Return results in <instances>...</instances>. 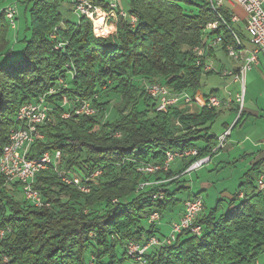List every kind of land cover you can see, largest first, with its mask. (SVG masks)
<instances>
[{"label": "trees", "instance_id": "obj_1", "mask_svg": "<svg viewBox=\"0 0 264 264\" xmlns=\"http://www.w3.org/2000/svg\"><path fill=\"white\" fill-rule=\"evenodd\" d=\"M59 1L22 2L30 22L17 36V47H12L0 13V148L18 107L57 89L47 96L53 110L40 128L44 139L29 156L58 150L61 167L67 158L66 167L101 174L82 193L52 171H42L34 188L47 207H34L23 198L18 182L0 176V264H131L126 245L156 236L150 214L161 217L179 202L184 170L197 157L211 154L217 143L210 134L215 108L157 112L143 84L157 82L194 95L204 74L193 48L213 35L222 33L226 42L231 35L207 0H128L126 11L136 21L118 18L115 33L106 38L95 37L85 17L63 20ZM5 2L0 0V7ZM220 11L229 21L230 13L223 7ZM212 21L217 27L206 30ZM54 29L58 36L51 38ZM58 41L66 42L63 49H54ZM60 78L67 86L58 89ZM107 91L120 97L119 116L102 124L97 117L109 101L101 102L99 94ZM63 95L73 105L76 99L90 100L98 114L62 118ZM190 148L197 155L180 159L177 169L170 166L152 175L137 169L142 163H163L167 151ZM144 181L162 182L140 189ZM242 185L226 210L219 198L200 214L195 221L199 234L184 231L171 244L151 247L145 264H264V193L252 177ZM157 193L162 198L153 197Z\"/></svg>", "mask_w": 264, "mask_h": 264}, {"label": "built area", "instance_id": "obj_2", "mask_svg": "<svg viewBox=\"0 0 264 264\" xmlns=\"http://www.w3.org/2000/svg\"><path fill=\"white\" fill-rule=\"evenodd\" d=\"M25 0H15L14 3H22ZM72 12L77 18L85 17L91 24V32L95 37L106 38L116 31V22L118 18H128L133 24L136 21L134 15L124 10L117 0H108L107 2H94L93 0H67ZM212 11L216 14L218 20L225 26L231 35V41H225L222 33L213 35L208 38L202 45L195 46L193 52L196 58V64L201 65L203 74L214 71V65L211 59H207L206 52L224 44L226 55L234 62L242 58V45L240 37L232 27L234 22L238 21L237 16L230 13L229 21L221 14L220 9L225 4L237 3L245 12L244 28L249 35L251 49L247 51L237 68H223L218 73L223 77H229L233 82L239 83V91L234 95V102L237 104V118L234 123L226 127L223 132L216 136L217 143L211 150V154L197 157L184 170L183 174H189L197 170L203 164L210 161L211 157L224 147L231 129L236 124L242 113L243 95H244V77L245 73L258 61V57L264 58V0H207ZM5 19L8 20L11 27H14L16 20V8L12 3L0 7ZM217 27V22L212 21L206 24V30H213ZM56 29L51 33V38H56ZM66 42L58 41L54 49H63ZM73 75V72L68 71ZM59 88L67 85L59 79ZM143 89L145 95L154 102V109L157 112H165L168 108L174 107L185 113H192V108L197 104L194 95L189 91L180 90L172 91L165 84L152 82L144 83ZM57 89H49L48 92L38 95L31 101L20 105L14 117V124L8 130V139L6 144L0 148V176L6 182L16 181L20 185L23 198L34 207H47L46 202L40 192L34 188L36 176L42 171L49 170L56 174L60 181L70 185L79 192L86 193L90 190L93 182L101 174L100 170L87 173L76 166L61 167V154L57 151H45L37 157H30L29 152L32 146L44 139L40 128L50 120V113L53 110L51 102L47 96L56 92ZM231 99L228 97L227 102ZM73 103L63 95L60 105L66 109L60 113L62 118L70 117L71 113L81 116H92L98 114V108L94 107L90 100H78ZM221 100L214 94L208 95L202 102L198 103L199 107L207 108L218 107ZM176 123H178L176 121ZM119 136V133H115ZM196 148H190L183 151H167L163 163L147 162L137 167L138 170L152 175L158 170H167L175 160L196 156ZM162 181H144L139 184V188L152 183ZM256 188L258 191L264 190V175L256 179ZM161 194V193H160ZM159 193L153 197L162 198ZM242 194L240 193L239 197ZM203 200L199 194H194L183 202V209L178 220L171 222L170 233L162 236H150L147 241L136 245V250L127 251L131 264H145V253L153 246L171 244L184 231L193 234H199L201 226L195 221L203 212ZM159 215L154 212L149 216V222H155ZM141 246V247H140ZM140 247V248H139Z\"/></svg>", "mask_w": 264, "mask_h": 264}, {"label": "rangeland", "instance_id": "obj_3", "mask_svg": "<svg viewBox=\"0 0 264 264\" xmlns=\"http://www.w3.org/2000/svg\"><path fill=\"white\" fill-rule=\"evenodd\" d=\"M94 1V0H93ZM101 2H107L108 0H99ZM118 3L122 8L127 9L128 6V0H117ZM15 0H6L5 5L12 3V5L16 8L17 13V19L15 20L14 28H11L9 22L7 19H4V21L7 24L8 27V36L11 42H13L12 47H17L19 43H15L17 40V36L21 37L23 32H25V27L29 26L30 18L28 9L25 10V4L24 3H14ZM60 11L62 14V18H69L71 21H76L77 17L74 15L70 10H67L66 3L67 0H60ZM4 6V5H3ZM239 35V34H238ZM240 37V35H239ZM245 40V39H243ZM248 41L245 40V43ZM15 52V49H14ZM13 52V53H14ZM11 53V54H13ZM224 59L227 63L229 61H233L231 58H229L226 54ZM215 62L213 63V65ZM147 83V82H144ZM239 86V83H238ZM253 86H255V82H253ZM246 87L248 88V82ZM236 84L232 81L229 77H223L219 73H213L209 76H202L200 80V86L198 88V93H205L209 94L210 90L215 89V95L220 99L225 97L228 99V97L234 102V92L236 89ZM240 86L238 87L239 91ZM228 94L230 96H228ZM100 101H109L108 108L101 114H98L97 119H100V122L106 123V122H112L115 119L118 118L119 113L117 112V108L120 104V97L118 94L113 93L111 91L104 92L102 94H99ZM140 101V100H139ZM140 108H142V103L140 102L138 105ZM237 118V111L233 110L232 112L228 113L226 111H221V113L218 114L217 118L215 119L212 127L211 132H214L217 130L219 132L221 126L220 124L224 122V120L227 122L228 126H230L232 123L236 121ZM264 123V120L261 119H254L253 117H249L246 115L244 117V120L241 124H237L231 129L232 135L231 140L233 141V146L235 147L233 150L234 153V159L238 158V154H240L239 148L240 144L245 143L246 145H250L253 143V140L257 139L260 135L259 132V125ZM222 129V128H221ZM224 131V128L221 132ZM228 137L227 139H229ZM223 157V156H221ZM233 157L229 158V161L232 160ZM67 158L64 159V166L69 165ZM178 160H175L171 167L175 166L177 164ZM244 161L237 160L229 164L228 166H223L218 169H212L213 164L212 160L203 164L200 168H198L195 171L190 172L189 174L183 175V180L185 181L184 184L187 182L189 183V188H181V192L178 193L179 202L174 204L169 209H166L164 213L161 214V217H159L156 221V227L158 229L155 231L156 236H162V235H168L170 233V224L169 223L172 218L175 217L176 214L175 211L181 206L184 199H186L190 194L196 193L199 194L201 199L203 200V204L205 206V211L210 210L216 203L217 199L223 197L222 195L225 193L233 194L237 191L238 188H242L240 186V182H245L248 179V176L245 175V172L247 171V168H244ZM176 163V164H175ZM262 171L264 172V166H262ZM250 177L254 179V183H256V176L257 173L254 171L250 172ZM183 184V182L181 183ZM202 184H206V186H203ZM261 192L264 193V190ZM20 197V195H19ZM228 199L227 197H224ZM225 204V203H224ZM204 210V208H203ZM144 226L148 227V224L146 221H144ZM149 238V237H148ZM144 239L142 241H131L126 245V250L133 251L136 250V245L144 243L147 241V239ZM141 247V246H140ZM139 247V248H140ZM128 258V254L126 255ZM130 260V259H129ZM130 263L131 260H130ZM124 264H129V262H124Z\"/></svg>", "mask_w": 264, "mask_h": 264}, {"label": "crops", "instance_id": "obj_4", "mask_svg": "<svg viewBox=\"0 0 264 264\" xmlns=\"http://www.w3.org/2000/svg\"><path fill=\"white\" fill-rule=\"evenodd\" d=\"M61 7V6H60ZM123 7V6H122ZM67 10H71L70 4L67 2L66 7ZM126 10L125 8H123ZM224 10H227V12L232 13L233 15L237 16L238 21L233 23V28L235 29L236 33L240 35V41L242 45V58L246 55L247 51L251 49V43L249 42V35L247 34L245 28H244V19H245V12L242 9L240 5L237 3H232V4H225L223 6ZM61 10V9H60ZM73 13V12H72ZM74 14V13H73ZM75 15V14H74ZM77 17V16H76ZM17 19V16H16ZM78 19V18H77ZM63 20H69V18H65ZM14 28V27H11ZM238 35V36H239ZM212 37V36H211ZM248 41L247 43H245ZM225 49L224 46H218L210 51L206 52L207 59H211L214 64V71L210 74H204L203 76H209L213 73H218L223 68H237V66L241 63L242 58H240L239 61L234 62V61H229V63L226 62L224 59L225 57ZM248 82V88L246 87ZM253 82H255V86H253ZM236 84V89L234 94L238 92V83L234 82ZM215 89L210 90L209 94L201 93L199 94L198 91L194 94L195 100L197 104H195L192 108L193 112H197L200 107L198 106L199 102H202L206 98L207 95L214 94ZM215 95V94H214ZM228 96H230L228 94ZM221 100V105L218 107H213L217 110L218 114L221 113V111H226L228 113L232 112L233 110H236L237 104L233 102L232 100L230 102H227V99L225 97L220 98ZM248 115L249 117H253L254 119H261L264 120V58L262 56L258 57V61L256 64H254L246 73L244 77V95H243V104H242V113H241V120L239 121L238 124H241L244 120V117ZM218 116V115H217ZM217 118V117H216ZM226 120V119H225ZM224 120L220 124L221 128L225 129L228 127L227 122ZM213 125V124H212ZM212 127V126H211ZM259 132L260 135L258 136L257 139L253 140V143L250 145H246L245 143L240 144L239 151L240 154H238V158L234 159V146L233 141L231 140V135L232 132H230L229 139L226 140L224 147L221 148L218 152H216L210 159L212 160L213 169H218L225 166H228L234 161L237 160H242L244 161V168H247V171L245 172V175L250 177V172L254 171L255 173L258 172V175L256 176L255 179H257L258 176L264 175V172L262 171V166H264V123L260 124L259 126ZM220 128L219 132L215 130L214 132H211L210 129V134H214L215 136L219 135L222 131ZM199 144H202L199 142ZM223 156V157H221ZM232 158V162L229 161V158ZM176 164V163H175ZM181 166V161L178 160L177 164L171 168L177 169ZM241 184V182H240ZM203 186H206V184H202ZM185 188H189L190 185L187 182L184 184ZM238 190V189H237ZM196 193L190 194L186 199L183 200V202L187 199H189L191 196H193ZM220 199H222L223 204L221 210H226L227 209V201L231 199L232 194L225 193L222 195ZM227 197L228 199L224 198ZM183 202L181 206L175 211L174 214L175 217L172 218V220L169 222H173L178 220L180 217V214L183 209ZM225 203V204H224ZM204 210L205 211V206L203 204ZM158 229V227H157Z\"/></svg>", "mask_w": 264, "mask_h": 264}]
</instances>
